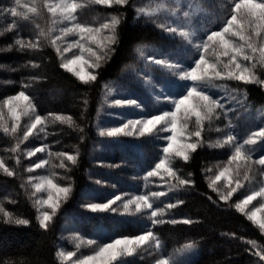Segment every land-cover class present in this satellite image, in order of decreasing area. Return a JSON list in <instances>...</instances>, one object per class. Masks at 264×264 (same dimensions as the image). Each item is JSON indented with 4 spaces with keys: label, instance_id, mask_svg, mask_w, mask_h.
Instances as JSON below:
<instances>
[{
    "label": "trees",
    "instance_id": "obj_1",
    "mask_svg": "<svg viewBox=\"0 0 264 264\" xmlns=\"http://www.w3.org/2000/svg\"><path fill=\"white\" fill-rule=\"evenodd\" d=\"M140 1L129 0L125 6L95 5L83 9L85 20L94 24L112 15L123 17L117 28L118 42L113 45L110 58L96 69L97 80L84 84L60 67V54L49 39L38 35L41 30L47 34L50 28L51 17L46 8H41L39 16L28 14L29 19L25 20L10 15L9 9L16 7L15 0H0V103L21 91L30 97L36 113L45 117L47 133L44 142L53 152L52 175L59 184L72 188L70 198L60 208L55 222L47 231L41 229L27 176L18 163L7 158L12 155L7 153L8 150L17 142L0 129V158L15 172L10 177L0 169V204L14 218L29 220L28 225L5 223L0 215V264H61L57 252L64 223H68L71 230L81 237L96 238L98 242L112 236H135L142 230L141 226L151 224L148 214L125 217L118 212L93 213L86 206L117 194L139 192L147 171L158 162L165 145V140L161 139L163 136L151 134L136 139L132 145L105 147L101 157L94 154L100 143L95 122L102 106L105 83L122 78L140 65L143 47L170 42L152 18L138 17L136 5ZM201 3L222 26L230 14V0H201ZM17 11L23 12L21 7ZM17 39L26 43L39 39L40 47L21 49L15 43ZM253 70L261 75L264 66L257 63ZM228 83L245 95L246 103L251 107L264 108L263 86L235 80ZM232 109L228 116L233 115L231 122L234 124L239 108ZM56 115L71 116L74 123L71 126L60 123L54 119ZM227 124L228 119L222 114L213 119L211 127L205 122L203 144L191 153L187 161L181 158L174 160L173 167L179 169L178 175L192 183L170 194V201L182 200L183 203L174 209H166L165 219L188 218L194 223L157 224L153 231L160 238L162 251L154 248L144 250L132 257L121 258L117 264H152L159 255L173 253L188 243L199 247L198 257L190 264H264L254 255L264 248V231L246 214L238 212L232 201L225 203L221 200L209 186L210 176L219 169L218 166H223L231 150L227 145L216 147V141L229 131L239 139L244 134L236 126L226 128ZM193 128L194 124L191 125ZM217 128L219 132L215 130ZM256 128L257 123H253L250 130ZM262 145L264 148V141ZM60 152L75 155L76 163L54 155ZM62 162L64 167L59 166ZM262 172L264 168L248 175L259 180ZM97 180L101 183L97 184ZM250 241L256 242L255 248ZM83 250L87 252L85 247Z\"/></svg>",
    "mask_w": 264,
    "mask_h": 264
},
{
    "label": "snow or ice",
    "instance_id": "obj_2",
    "mask_svg": "<svg viewBox=\"0 0 264 264\" xmlns=\"http://www.w3.org/2000/svg\"><path fill=\"white\" fill-rule=\"evenodd\" d=\"M230 2V14L224 20L222 27L219 30L208 32L202 42L194 43L192 39L194 34L190 30L179 26L167 27L166 30L169 33H178L187 43L193 44L198 53L190 67H184L179 61L163 57L153 58L150 61L161 66L164 70L174 71L181 80L192 82L184 86L183 95L165 97L170 102L171 109L163 110L146 118L128 119L120 126H112L100 131L101 136L114 138L121 135L132 136L134 134L142 137L146 134L154 133L157 129L161 132L170 133L167 137L161 138L165 140V145L162 146L160 158L147 171L145 176V179L148 177H160L167 184L168 191L179 190L181 187L192 183L191 180L178 175L179 169L173 167L174 160L179 157L187 161L190 158L189 152H195L203 144L202 132L204 131L205 122H208L209 127H211L213 119L219 118L217 109L221 110L225 119H228V112L231 111L221 102L222 98L209 95L204 88L198 86L199 83L210 84L215 79H228L244 84L264 86V79H260L253 71L257 63L264 66V0H230ZM87 3L109 7L113 5L125 6L129 4V0H87ZM15 5L16 7L9 9L10 15L13 17L19 16L25 20L29 19V13L39 16L41 8H46L51 17L52 27L49 28L47 34L41 30L38 35L49 39L50 44L60 54V67L84 84H90L97 80V75L89 73L86 69L99 68L102 62H106L110 58V54L114 51L113 45L118 42L117 28L122 22V16L112 15L107 22L102 23L99 27H91L77 21L75 13L81 7V4L75 2V0H32L31 5L23 12L17 11L18 7H24L22 0H15ZM138 11H142V9H138ZM64 21L69 22L71 26L59 29V35L52 38L51 32L56 31L55 25ZM37 27L39 26L37 25ZM160 27L164 26L160 25ZM105 31L107 34L102 35V32ZM69 33L78 35L79 40L67 44L62 49L57 45V40L62 39L63 36ZM15 43L21 49L25 47L30 49L40 47L39 39L35 42L29 41L27 43L22 39H17ZM92 45H95L96 50L93 49ZM73 48L79 49V52L74 53L71 57L63 55L64 52ZM85 54H87V57ZM224 58H227L226 61ZM114 104L121 107L126 105L134 106L137 109L142 107L137 100L132 98H118L114 101ZM5 107L12 120L11 128H9L5 118ZM22 116L29 117L31 122L24 128L22 136L17 141L16 148H19L21 142L28 140L34 131L37 134L44 132L45 117L34 113V106L30 97L24 91L8 97L0 103V129L5 134L17 133L18 129H20ZM193 118L194 128L189 131L188 123L193 121ZM54 119L60 123H68L70 126L74 123L71 116L56 115ZM226 128H232L230 119ZM215 130L220 131L219 128ZM258 141H264V126L259 130H253L243 140H240L235 133L229 131L216 141V147L227 145L232 149L226 163L223 166H218V173L210 178L211 183L209 185L225 203L237 189L244 186L242 181L249 179L248 173L253 171V165H259L264 168V154L253 160V150L246 148V145L253 146ZM12 150L15 151L16 149ZM43 151H45V147L39 146L29 150L26 155L33 156L35 153ZM54 155L59 157L66 156L67 160L73 164L77 161L75 155L63 152L55 153ZM17 163H19V160H17ZM48 163L49 161L45 159L35 163L34 167L38 169L42 164ZM59 166L64 167L63 162ZM0 169L7 176L15 175V172L5 167L2 161H0ZM27 171L31 172L33 168L29 167ZM207 171H212V169ZM38 179L40 182L34 185L35 192H46L47 196L46 198H37L34 203L39 212L37 217L39 226L47 231L50 227V222L61 207V202L67 200L72 188L71 186H60L54 183L49 176H41ZM169 179L175 180L176 183H168ZM221 181H223V184L217 188V184ZM96 183L100 184L101 181L97 180ZM166 195L167 192L163 190L151 191L150 193L129 196L124 201L122 195L117 194L102 202L88 203L86 206L93 213L119 212L121 207L124 210L121 213L122 215L147 213L151 224L141 226L142 230L140 233L131 237L116 238L112 236L102 242H98L96 238H89L86 242L82 241V243L87 245H95L93 254L80 256L75 260H73V257L76 256L75 251H58L57 257L61 260V264H64L65 261H70L71 264H117L122 257H131L140 249L145 251L153 248L161 250L163 245L159 236L153 231L157 224L190 225L194 223L193 220L188 218L165 219L166 209H174L178 204L183 203L182 200H176L175 202L168 201L162 206H156L153 198L165 197ZM258 197L264 198V186H261L258 190H252L233 206L238 212L246 214L250 221L256 223L264 231V219L257 220V213H264V202L250 213L246 212L248 206ZM118 201L121 202L119 205L117 204ZM114 205L116 207H113ZM47 209H50L51 212ZM0 215L4 217L5 223L29 224V220L26 218H14L13 214L5 210L2 204H0ZM249 243L254 248L256 247L255 241H250ZM79 247L80 244H77V248ZM184 247L185 250H189L194 245L189 243ZM254 255H257L259 260L264 261V248L256 251ZM154 264H176V262L173 257L163 254L159 255Z\"/></svg>",
    "mask_w": 264,
    "mask_h": 264
},
{
    "label": "rangeland",
    "instance_id": "obj_3",
    "mask_svg": "<svg viewBox=\"0 0 264 264\" xmlns=\"http://www.w3.org/2000/svg\"><path fill=\"white\" fill-rule=\"evenodd\" d=\"M32 0H22V4L24 7H21L23 11H26V8L31 5ZM75 2L81 4V7L77 9L75 16L77 17V21L86 24L91 27H99L102 23L107 22L108 19L104 21H100L98 23H91L86 21L85 17L82 15L83 9L85 7L95 6V4H88L87 0H75ZM104 6V5H101ZM109 7V6H107ZM138 9H142V11H138ZM136 11L138 17H147L152 18L160 27L163 25L164 27H160L164 34L170 38V42L161 45V46H151V47H143L141 50V64L136 66L135 68L129 70L120 80L110 81L105 83L104 85V95L102 106L100 112L97 116L95 127L97 130V135L99 136L100 143L95 148L94 154H97L98 157H101L103 154V150L105 147H114L115 145H123L128 146L132 145L133 141L136 139H140L141 136L139 135H132V136H123L120 137H108V136H101L100 131L105 130L108 127L112 126H120L128 119H135V118H146L150 117L153 114L162 112L163 110L171 109L170 102L165 99V97H174L183 95L184 86L190 84V81H183L180 79L179 75H176L174 71L164 70L161 66L151 63L150 61L153 58H166L170 60H176L182 63L184 67H190L193 64L194 59L198 55L196 49L194 48L193 44L187 43L184 38L180 37L179 34H172L169 33L166 29L169 26H179L180 28H184L186 30H190L193 32V42H202L205 38L206 34L213 30H219L222 26L219 25V19L216 17H212L207 8L203 6L201 0H141L136 5ZM187 13V15H185ZM30 14V13H29ZM71 26L69 22L64 21L62 23L56 24L55 29L56 31L51 32V37L55 38L59 35V29ZM52 24H50V28ZM107 34L106 31L102 32V35ZM76 40H79L78 35L74 34H67L62 37V39L57 40V45H59L62 49L67 45ZM93 49L96 50L95 45H92ZM79 49H71L70 51H66L63 53L65 57H71L74 53H78ZM87 57V54H85ZM211 58V57H210ZM225 61L227 58H224ZM252 63V62H246ZM97 68H87L86 71L92 74H96ZM259 70V65H258ZM255 72V70H253ZM260 72V70H259ZM260 79H264V72L255 73ZM228 79H215L210 84L208 83H199V87L204 88L207 93L213 97H220L221 102L225 104L227 109H231L232 107L239 108V112L236 113L235 118L236 123H232V126H236L239 130L244 132L243 137L240 140L246 138L250 132H252L251 125L253 123H257L256 130H259L262 126H264V108L254 109L249 104L246 103L245 95L235 89V87L231 86L228 83ZM107 85V87H105ZM264 87V86H263ZM118 98L122 99H135L138 103L142 105L140 109H137L134 106H117L114 104V101ZM33 105V104H32ZM217 113L220 115L223 113L220 109L216 110ZM34 113H36L34 108ZM230 111L228 112L229 115ZM4 114L7 121L9 128L12 126V120L7 113V108H4ZM225 117V116H224ZM233 120V115L228 116V120ZM227 120V119H226ZM30 119L27 116L21 117L20 122V129H18L17 133L15 134H7L9 137H13L14 141H18L19 138L22 136V132L24 128L30 123ZM194 124L193 121L188 123V130L191 131V125ZM45 129H46V121H45ZM47 133L46 130L37 134L35 131L33 135L28 138V140L23 141L19 144V148H16V145L12 149H16L13 151L12 149L8 150L7 153L12 154L8 156V160L11 162H16L19 160V167L24 175H26L28 180V187L30 196L33 199V202L37 198H46V192H39L36 193L34 189V185L39 183V177L41 176H49L54 183H57L60 186H68L65 184H59L53 177L51 169H52V156L53 152L51 151L50 145L44 142V135ZM152 134H158L164 137L170 135L167 132H161L157 129ZM151 135V134H146ZM46 137V136H45ZM144 137V136H142ZM263 141H258L256 145L247 146L246 148H251L252 151V158L253 160L257 159L261 156L264 151H262ZM44 146L45 151L37 152L33 156H27L26 153L34 149L35 147ZM230 148V147H229ZM231 149V148H230ZM232 149L230 150V152ZM192 152H189V156ZM102 154V155H101ZM11 157V160H10ZM65 159V157H61ZM179 158V157H177ZM229 158V154L226 155V159L223 162V165ZM47 159L49 161L48 164H42L40 168H35L34 165L37 162L43 161ZM0 161L3 162L5 167L7 166V162L3 161L0 158ZM29 167L33 168V171L28 172L27 169ZM254 173H257L258 169L261 168L259 165H253ZM9 168V167H8ZM219 169L215 170L213 174L210 176L213 177L217 174ZM252 171V172H253ZM264 173V172H262ZM249 174V173H248ZM173 179H169L168 183L173 184ZM243 187L236 190L233 193L231 198L228 201H232L233 204L238 202L242 199L245 195L249 194L252 190H258L261 186H264V174L259 180L255 179V177L249 176L248 180L242 181ZM223 184V181L217 184V188ZM166 191L167 195L165 197L160 198H153L155 201L156 206L160 204H164L170 201L171 193L174 191L167 190V184H165L160 177H148L147 179L144 178V182L140 187L139 192L136 193H129L127 195H122L124 201L128 199L129 196H134L136 194H145L150 193L151 191ZM114 197V196H113ZM70 196L67 198L66 201ZM66 201L61 202V207L64 205ZM264 202V198L258 197L254 200L246 209V212L250 213L256 207H259L260 204ZM121 202L118 201L117 204L119 205ZM35 205V203H34ZM37 210V216L39 215L38 208L35 205ZM60 207V208H61ZM113 207H116L114 205ZM51 212L50 209H47ZM60 209L58 210V212ZM124 210L121 207L118 213H122ZM57 212V213H58ZM56 215L53 217V220L50 222H55ZM147 213H138L135 215H145ZM167 210H165L164 218L166 217ZM132 215V216H135ZM123 216H130L128 214H123ZM264 219V213H257V220ZM72 228L69 227L68 223H64L61 227V234L59 236L58 241V251H75L76 256L73 257L75 260L77 257L86 256L93 254V250L95 245H87L86 243H82V241L86 242L88 239L81 237L79 234L71 230ZM122 238V237H119ZM77 244H80V247L77 248ZM189 244V243H188ZM192 249L185 250V247L175 250L173 253L166 254L169 257H173L176 264H190L193 262L199 253V247L194 243ZM87 249V252H84L83 248ZM83 250V251H82ZM144 250L140 249L137 250L136 253L142 252ZM157 251V250H156ZM159 251V250H158ZM162 251V249L160 250ZM135 253V254H136ZM134 254V255H135ZM133 255V256H134ZM163 255V254H161ZM132 257V256H131ZM122 258H128L127 256ZM61 261V260H60ZM155 262V261H154ZM154 262L152 264H154ZM64 264H71L70 261H65Z\"/></svg>",
    "mask_w": 264,
    "mask_h": 264
},
{
    "label": "bare ground",
    "instance_id": "obj_4",
    "mask_svg": "<svg viewBox=\"0 0 264 264\" xmlns=\"http://www.w3.org/2000/svg\"><path fill=\"white\" fill-rule=\"evenodd\" d=\"M120 80V79H119ZM114 82V81H113Z\"/></svg>",
    "mask_w": 264,
    "mask_h": 264
}]
</instances>
